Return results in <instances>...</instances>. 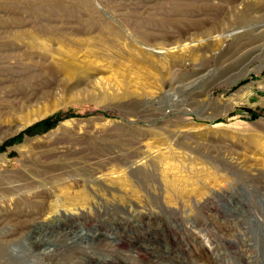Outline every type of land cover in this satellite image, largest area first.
I'll list each match as a JSON object with an SVG mask.
<instances>
[{
  "label": "rangeland",
  "instance_id": "1",
  "mask_svg": "<svg viewBox=\"0 0 264 264\" xmlns=\"http://www.w3.org/2000/svg\"><path fill=\"white\" fill-rule=\"evenodd\" d=\"M0 264H264V0H0Z\"/></svg>",
  "mask_w": 264,
  "mask_h": 264
},
{
  "label": "trees",
  "instance_id": "2",
  "mask_svg": "<svg viewBox=\"0 0 264 264\" xmlns=\"http://www.w3.org/2000/svg\"><path fill=\"white\" fill-rule=\"evenodd\" d=\"M51 125H52V124H51ZM51 125H50V123H49V124H45L46 127H51ZM36 126H37V128H38L39 126H41V124H37ZM31 129H32V128L27 129V130H25V132H26V133H29Z\"/></svg>",
  "mask_w": 264,
  "mask_h": 264
}]
</instances>
